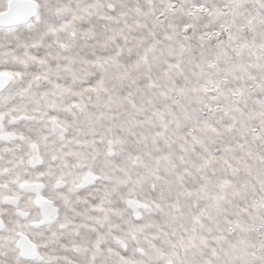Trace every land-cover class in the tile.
<instances>
[{
  "label": "snow or ice",
  "instance_id": "1",
  "mask_svg": "<svg viewBox=\"0 0 264 264\" xmlns=\"http://www.w3.org/2000/svg\"><path fill=\"white\" fill-rule=\"evenodd\" d=\"M0 264H264V0H0Z\"/></svg>",
  "mask_w": 264,
  "mask_h": 264
}]
</instances>
